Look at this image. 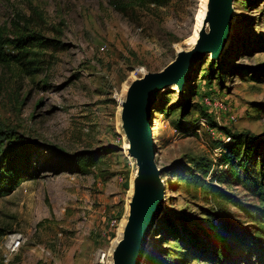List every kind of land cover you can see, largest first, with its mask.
I'll return each mask as SVG.
<instances>
[{
    "label": "rangeland",
    "instance_id": "rangeland-1",
    "mask_svg": "<svg viewBox=\"0 0 264 264\" xmlns=\"http://www.w3.org/2000/svg\"><path fill=\"white\" fill-rule=\"evenodd\" d=\"M231 5L218 56L194 61L179 92L169 85L154 96L151 136L164 209L139 264H214L224 219L233 245L225 264H264L244 246L264 177V0ZM203 6L204 0H0L1 37L33 33L45 45L34 44L36 69L29 74L0 66V175H30L0 196L4 264H95L113 246L119 232L107 235V222L123 221L133 173L119 100L133 78L161 70L194 42ZM227 132L242 135L228 153L221 148ZM244 140L255 152L243 166L218 165L221 155H242ZM78 156L96 161L75 172ZM190 159L209 165L195 183L181 178ZM214 188L233 198L210 197Z\"/></svg>",
    "mask_w": 264,
    "mask_h": 264
},
{
    "label": "water",
    "instance_id": "water-1",
    "mask_svg": "<svg viewBox=\"0 0 264 264\" xmlns=\"http://www.w3.org/2000/svg\"><path fill=\"white\" fill-rule=\"evenodd\" d=\"M232 0H207L206 30L188 51H177L174 58L157 72H146L128 84L120 103V122L128 147L126 155L139 171L134 196L128 207L124 235L114 245L110 264H139L144 239L150 234L162 202L164 185L156 168L155 149L150 137V109L157 92L173 83L180 85L191 64L210 53L214 57L228 28Z\"/></svg>",
    "mask_w": 264,
    "mask_h": 264
},
{
    "label": "trees",
    "instance_id": "trees-1",
    "mask_svg": "<svg viewBox=\"0 0 264 264\" xmlns=\"http://www.w3.org/2000/svg\"><path fill=\"white\" fill-rule=\"evenodd\" d=\"M138 4H147L152 6H160L165 4L168 0H134ZM35 34H21L14 39L2 38L0 35V66L7 70H12L18 74H29L36 68L33 66L35 63L32 56V48L34 44L38 47H44V43L39 40ZM5 46H10L12 49L7 52ZM228 140L223 139L221 144L222 150L228 149L229 144H234L235 141H239L242 135L237 133L227 132ZM239 137V138H238ZM254 144L250 141H243V154L238 155L233 153L231 155H221L218 160V165L220 166H233V164L243 166L244 162H247L248 158L251 156L252 152H255L253 148ZM226 148V149H225ZM221 151V150H220ZM228 153V151L226 150ZM224 157V158H223ZM218 158V157H217ZM94 159L96 157H86L78 156L73 159V169L75 172H81L86 170L88 166L94 164ZM190 167L181 171V178L189 180L190 183L197 182L198 174L205 175L208 171L209 165L207 163H201L200 161L190 159ZM86 167V168H85ZM30 178V175H18L13 174L10 170H4V176L0 175V196H5L10 194L20 182ZM256 194L258 196L259 205L252 206L253 214L251 215L252 221L255 223L250 235H247V239H244L245 247L250 251H256L258 258H263L264 260V177L258 181L256 184ZM210 197H217L221 201H227L233 198L232 195L228 194L226 191L221 189H212L210 191ZM222 207H218V211L222 210ZM119 218V217H113ZM220 219L219 216H216ZM175 229V228H174ZM173 230V229H172ZM112 235V234H111ZM217 235L219 239V246H217L215 257L213 258V263L215 264H225L224 259L229 258V252L232 248V243L230 236L228 234V222L226 219L220 220L217 225ZM175 234H173V237ZM237 247V246H235ZM230 261V260H229ZM0 264H4L0 259Z\"/></svg>",
    "mask_w": 264,
    "mask_h": 264
},
{
    "label": "bare ground",
    "instance_id": "bare-ground-1",
    "mask_svg": "<svg viewBox=\"0 0 264 264\" xmlns=\"http://www.w3.org/2000/svg\"><path fill=\"white\" fill-rule=\"evenodd\" d=\"M206 14H207V0H204L203 12H202L201 18H200L199 23H198V26H197V37H196V39L194 40V42L190 46H188L186 48H183V49H180L179 51H188V50H190L193 47V45L196 43V41L199 39V37L206 30V26H207L206 25V21H205ZM232 18H233V10H232V5H231L230 6V9H229V13H228V28H227V33H226L224 39L222 40V42L220 44V47L218 49L217 54L214 57H212V58H216L218 56V54L225 47V45H226V43L228 41V35H229V32H230L229 24L232 21ZM208 54L210 55V53H208ZM144 74H145V72L142 73V75H144ZM133 79H136V78H133ZM186 81L187 80L185 79L184 81L181 82L180 85H177L176 83H173V84L170 85V87L174 88L175 90H177V92H179L180 88L185 85ZM119 105H120V103H119ZM120 110H121V107H120ZM120 110H119V113H118V117H119V123L121 125V122H120ZM120 130L122 131V134H123V137H124V133H123V130L121 129V127H120ZM150 134H151V123H150ZM150 137L152 138V136H150ZM127 147H128V142H127V139L124 137V147H123L124 150H126ZM138 171H139L138 165L134 164V166H133V173H132L131 180H130V192H129L128 200H127V212H126V215H125L123 221L122 222H119V224H118L116 233L119 232V237L115 241V243L113 244V246L116 245V244H118L122 240V238H123L126 217H127V214H128V207H129V204H130V202H131V200H132V198L134 196L135 178L138 175ZM162 183H163V181H162ZM163 209H164V206H163V204L161 202L160 203V206H159V209H158V214L157 215H159L163 211ZM154 223H155V220H154ZM148 244H149V235H147L146 238L144 239V242H143V245H142V248H141V251H140L141 254H143L145 252Z\"/></svg>",
    "mask_w": 264,
    "mask_h": 264
},
{
    "label": "built area",
    "instance_id": "built-area-1",
    "mask_svg": "<svg viewBox=\"0 0 264 264\" xmlns=\"http://www.w3.org/2000/svg\"><path fill=\"white\" fill-rule=\"evenodd\" d=\"M204 101L206 102L207 99L204 98ZM213 106L215 107H219L220 105H216L215 103H213ZM151 136V134H150ZM225 140H228V137H224ZM129 158V157H128ZM130 159V158H129ZM119 224V219L117 218H110L107 222V235L109 234H116V230ZM20 242V238L15 237L13 240H9L8 243L6 244V251L7 253H12L16 250L18 244ZM111 250H112V246H110L106 251L102 250L98 256L96 257V263L95 264H110V254H111Z\"/></svg>",
    "mask_w": 264,
    "mask_h": 264
}]
</instances>
